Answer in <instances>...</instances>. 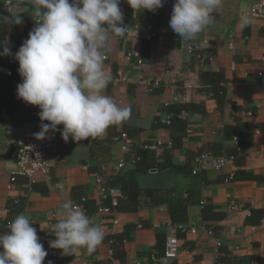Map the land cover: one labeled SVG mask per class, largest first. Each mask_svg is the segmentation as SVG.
<instances>
[{
  "label": "crops",
  "instance_id": "0c3cea01",
  "mask_svg": "<svg viewBox=\"0 0 264 264\" xmlns=\"http://www.w3.org/2000/svg\"><path fill=\"white\" fill-rule=\"evenodd\" d=\"M255 1L223 0L213 23L196 40L187 41L169 26L175 0H166L154 12H138L127 0H120L123 25L141 29L128 36L111 34L104 61L110 80L104 94L119 107L130 108L131 116L110 126L103 136L78 142L71 138L65 142L59 131L49 132L46 137L60 145L50 155V180L38 176L32 183L19 176L9 188L16 169L17 130L41 129L42 122L39 108L20 99L15 103L25 105L24 110L0 109V234L9 231L8 221L19 214L27 216L48 252L43 264H264V20L239 26L242 14L251 16ZM3 16L21 20L20 24L0 23V43L7 42L12 53L28 38L37 17L31 5L0 2ZM149 27L157 35L152 40L147 39ZM191 47L198 55L190 52ZM5 57L0 59V69L10 66ZM8 71L0 73L5 76ZM18 80L22 82L21 77ZM176 108L183 111H176L180 114L174 117L171 110ZM169 118L167 125L164 121ZM238 130L251 138L245 159L219 170L197 169L194 174L200 154L235 151ZM122 133L131 138L129 154L115 141ZM170 140L175 148L169 153L165 148L144 150L147 144ZM137 154L144 155L139 164L119 168L122 159ZM235 172L258 178L232 180ZM96 173L122 181L127 198L111 215L98 211L109 202ZM82 198H87L86 214L105 229L104 239L92 253L81 249L66 257L49 246L55 239L49 230L60 219L56 212L64 202L80 204ZM181 202L185 220H173L172 206ZM114 218H120V224L113 225ZM178 224L198 231L181 233ZM203 227L213 228L216 238ZM113 235L126 239L114 253L109 242ZM172 235L194 260L164 258L165 243Z\"/></svg>",
  "mask_w": 264,
  "mask_h": 264
},
{
  "label": "clouds",
  "instance_id": "9594fccd",
  "mask_svg": "<svg viewBox=\"0 0 264 264\" xmlns=\"http://www.w3.org/2000/svg\"><path fill=\"white\" fill-rule=\"evenodd\" d=\"M166 0H127L133 10L154 12ZM35 27L15 53L22 82L17 98L39 108L43 140L59 131L63 141L87 140L103 136L110 126L131 116V109L119 107L104 94L110 77L104 61L111 34L124 36L120 0H31ZM223 0H175L169 26L181 39L194 41L214 21ZM0 23L20 24L19 17H0ZM254 23L247 14L240 16L241 28ZM0 56L11 55L7 42L0 43ZM104 51H101V50ZM47 121L48 123H43ZM63 125L62 129L57 126ZM60 217L51 225L55 239L49 242L61 255L81 249L92 253L104 239L103 229L71 201L57 210ZM24 214L0 234V264H43L48 252L40 243L37 230Z\"/></svg>",
  "mask_w": 264,
  "mask_h": 264
},
{
  "label": "built area",
  "instance_id": "2783aa9c",
  "mask_svg": "<svg viewBox=\"0 0 264 264\" xmlns=\"http://www.w3.org/2000/svg\"><path fill=\"white\" fill-rule=\"evenodd\" d=\"M0 2L4 3L6 6H12L15 4L19 5H32L31 0H0ZM250 15L254 19H262L264 20V0H256L250 8ZM38 19V18H37ZM128 28V27H127ZM141 27L139 25H135L132 29L128 28L127 32L124 36L130 35L131 31H135L138 33L140 31ZM156 33L152 30L151 27H149V32L147 34V39L152 40L156 37ZM161 40V37H158ZM190 52H194L196 49L194 47H191ZM130 57L136 56L140 57L138 53H129ZM199 57L201 59H207V56L204 55V53H200ZM212 60V58H209ZM139 64H142V60L139 59ZM11 72H8V75H11ZM154 86L158 87L159 82L155 81ZM171 118L165 120L164 122L167 125L171 124ZM41 129L36 128L32 132L29 133H17L16 135V145H17V151L15 154L16 159V169L12 172L11 177V184L9 188L12 187V184L16 182L17 177H26L28 178L32 183H35L38 176L43 177L45 180L51 179V170H50V155L52 153H57L60 149V145L57 143L52 142L47 137L43 140H38L35 136L36 133H38ZM115 141L121 143L122 151L124 153H131V138L128 134L122 133L119 136L115 138ZM147 150L150 151H157L162 148H172V142L171 140L168 142L163 141H157L155 143L147 144L144 147ZM234 157H215L211 154L202 153L200 154L196 159V169L193 170L194 174L197 172V169L201 168H211V169H223L226 166H229L234 163ZM138 157H130L127 159H122L119 163V168H124L127 165H136L139 162ZM206 161H210L211 164H207ZM97 183L100 185L101 193L105 197V199L110 198L111 200V207L102 206L98 208L99 213H102L104 215H111L114 212V209L119 204L120 199L123 198V195L121 193L119 186H113V187H106V179H104L103 176H101L99 173L95 174ZM232 178V177H231ZM85 201V198L83 199ZM206 201L203 200L201 202V205H205ZM80 206L86 213L85 208L81 204H75ZM2 215L0 214V218ZM120 218H114L112 220L113 225L120 224ZM10 221L7 222V226L9 227ZM176 228L181 233H190L195 235L197 233V228L187 226L185 224H178L176 225ZM103 229V232L105 233V229ZM204 231L212 238L214 237L213 230L211 228L203 227ZM217 246H221V240L216 239L215 240ZM110 243H113V240H111ZM239 249V248H237ZM66 257H69L70 255H65ZM185 256L190 257L192 260H194L191 253L184 252L181 250L180 247V239L176 235L170 236L166 243H165V251H164V258L167 260H179L184 258Z\"/></svg>",
  "mask_w": 264,
  "mask_h": 264
},
{
  "label": "trees",
  "instance_id": "16d2710c",
  "mask_svg": "<svg viewBox=\"0 0 264 264\" xmlns=\"http://www.w3.org/2000/svg\"><path fill=\"white\" fill-rule=\"evenodd\" d=\"M17 51H13L11 53V55H8L10 57H8V56L5 57L6 62H4V63L9 64L10 66L9 67H5L4 69L3 68L0 69V71H2V72L5 71V70H9L8 72L12 73L9 76L5 75L7 78L2 73H0V76H1L0 86H2V88L0 89V94H1L0 109L8 111V112L9 111H22V110L25 109V105L20 104V102L15 103V101L18 99L17 95H16V91H17V85L19 84V80L18 79L20 77V75L18 73L19 65L16 64V60L14 58L15 53ZM194 54L198 55V52L195 51ZM1 57L2 56H0V59H1ZM205 61H206V59H205ZM1 63H2V61L0 60V64ZM218 86H219V90L222 91V87L220 86V84ZM171 111L174 114L173 116L177 117V116H179L180 113H178L176 111H183V110H181V108H179L177 110H171ZM10 117H11V114H10ZM12 120H14L13 116H12ZM57 127L59 129H62L63 125H59ZM235 135L237 136V139L239 140V145H238V147H237V149L235 151H233L230 154L213 155V156H215V157H221V156L231 157V156H233L235 158L234 162L236 160H238V159H245V157L247 156V152H248L247 151V143H248V140L251 141V138H250V136L247 133L241 132L239 130H238L237 133H235ZM171 142H172V148L171 149L165 148V150L168 153L175 148V144L173 143V141H171ZM144 150L147 151V152L150 151V150H147L145 148H144ZM142 156L144 157V155H138V154L134 155V157H138L140 159L137 164H139L142 161ZM243 178L244 179H257L258 177L256 175L251 174V173L235 172L231 179L232 180H239V179H243ZM118 183H120L119 187H120L121 193L123 195V198L120 199L119 204L116 207V209H118L120 207L122 200L126 199L127 196H126V194L123 191V186H122L121 179H119L117 177H109V178L106 179V187H113V186L118 185ZM83 199L84 198H82L80 204L83 205V207L85 208L86 213H87L88 212L87 207H86L87 198H85V201H83ZM107 201L109 202V204H107L106 206L107 207H111L110 198H107ZM172 210H174V213L172 212V214H171V217H172L173 220H176V221L185 220L186 211H185V204L184 203L181 202V203H178L177 205L174 204L172 206ZM181 211H182V214H181ZM211 229L213 230L214 237H215V231H214L213 228H211ZM109 239H110L109 242H111V240H113V243H110L111 244V248L113 249V253L115 252L116 248L119 245L124 244V242L126 240V239H123V238H120L118 240L117 237L115 238V235L109 236Z\"/></svg>",
  "mask_w": 264,
  "mask_h": 264
},
{
  "label": "water",
  "instance_id": "95a60500",
  "mask_svg": "<svg viewBox=\"0 0 264 264\" xmlns=\"http://www.w3.org/2000/svg\"><path fill=\"white\" fill-rule=\"evenodd\" d=\"M34 130V128H21L17 130V133H29L32 132ZM207 164H211L210 161H206Z\"/></svg>",
  "mask_w": 264,
  "mask_h": 264
}]
</instances>
